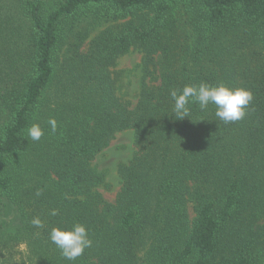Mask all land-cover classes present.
Wrapping results in <instances>:
<instances>
[{
    "label": "trees",
    "instance_id": "1",
    "mask_svg": "<svg viewBox=\"0 0 264 264\" xmlns=\"http://www.w3.org/2000/svg\"><path fill=\"white\" fill-rule=\"evenodd\" d=\"M17 7L19 27L0 25V264H264V0ZM132 50L131 106L109 70ZM200 82L250 90L245 117L225 124L190 104L177 119L169 90ZM125 131L135 152L109 203L92 161ZM76 222L93 245L68 261L48 233Z\"/></svg>",
    "mask_w": 264,
    "mask_h": 264
},
{
    "label": "clouds",
    "instance_id": "2",
    "mask_svg": "<svg viewBox=\"0 0 264 264\" xmlns=\"http://www.w3.org/2000/svg\"><path fill=\"white\" fill-rule=\"evenodd\" d=\"M172 101V111L177 119H183L190 115V104L199 106L200 111H206L209 106H214V116L225 124L235 123L242 120L246 115V109L253 101V94L250 90L242 87H228L223 82L209 84L184 85L182 88L169 90ZM53 131L56 130L57 122L54 118L48 120ZM44 131L38 123H33L27 129V136L32 141H39ZM40 195V191H37ZM52 216L58 214L52 210ZM36 228L43 227V221L37 216L31 220ZM49 241L54 244L61 253V256L68 261H75L83 255L85 249L91 248L93 241L89 238L88 229L85 225L76 222L68 227L54 226L48 233Z\"/></svg>",
    "mask_w": 264,
    "mask_h": 264
},
{
    "label": "rangeland",
    "instance_id": "3",
    "mask_svg": "<svg viewBox=\"0 0 264 264\" xmlns=\"http://www.w3.org/2000/svg\"><path fill=\"white\" fill-rule=\"evenodd\" d=\"M18 0H0V25L2 27H19L22 19L17 7ZM50 3L54 0H49ZM27 25V23H26ZM25 27V26H24ZM105 29L97 27L90 34V38L95 37ZM90 40V39H89ZM141 53L132 50L129 54L119 57L114 66L110 68V74L116 81V95L128 102L131 106L137 102L140 92V81L142 77ZM133 134L131 131L117 133L110 145L103 149L92 161V166L104 174L105 181L110 188L99 189L102 197L109 203H114L120 188V179L117 174L119 164H127L134 155ZM189 218L192 220L194 213L191 206L188 207Z\"/></svg>",
    "mask_w": 264,
    "mask_h": 264
}]
</instances>
